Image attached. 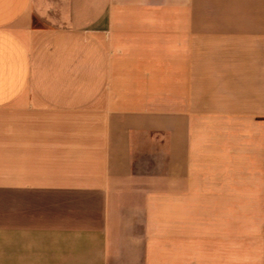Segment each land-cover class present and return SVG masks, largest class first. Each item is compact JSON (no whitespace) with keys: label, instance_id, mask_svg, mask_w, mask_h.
I'll return each instance as SVG.
<instances>
[{"label":"crops","instance_id":"obj_1","mask_svg":"<svg viewBox=\"0 0 264 264\" xmlns=\"http://www.w3.org/2000/svg\"><path fill=\"white\" fill-rule=\"evenodd\" d=\"M254 116L264 0H0V264H264Z\"/></svg>","mask_w":264,"mask_h":264},{"label":"rangeland","instance_id":"obj_2","mask_svg":"<svg viewBox=\"0 0 264 264\" xmlns=\"http://www.w3.org/2000/svg\"><path fill=\"white\" fill-rule=\"evenodd\" d=\"M201 141L234 145L238 181L264 178V116L250 120L199 123Z\"/></svg>","mask_w":264,"mask_h":264}]
</instances>
